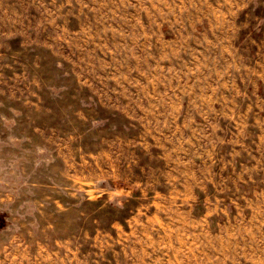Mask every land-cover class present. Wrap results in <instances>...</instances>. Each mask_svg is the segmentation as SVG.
Masks as SVG:
<instances>
[{"label": "rangeland", "instance_id": "1", "mask_svg": "<svg viewBox=\"0 0 264 264\" xmlns=\"http://www.w3.org/2000/svg\"><path fill=\"white\" fill-rule=\"evenodd\" d=\"M238 1L0 0V264L235 261L264 219L192 235L184 187L235 165L264 216V0Z\"/></svg>", "mask_w": 264, "mask_h": 264}, {"label": "crops", "instance_id": "2", "mask_svg": "<svg viewBox=\"0 0 264 264\" xmlns=\"http://www.w3.org/2000/svg\"><path fill=\"white\" fill-rule=\"evenodd\" d=\"M254 5L259 2V0H251ZM236 6L240 8L244 7L242 4V0L235 3ZM242 10V9H238ZM238 12V11H237ZM222 27H226L225 20L221 22ZM196 139H202L200 137H196V133H192V137L190 139L192 143V147L200 144ZM209 136L208 140L205 142L203 140V145L209 146ZM199 167V166H197ZM232 169V175H225L220 180L215 181L213 184L208 180L210 170H208V174L204 176L203 179L199 180L197 176H193L192 180L187 181V185H185V190L189 194H192L197 199L202 200L204 203V211L202 214L196 215L198 220L197 224L194 222L191 223L194 225L193 229L188 228V233L197 236H204L207 240L214 241V239L222 237L224 235H241L244 230L249 229L246 226L244 228V219L249 218L251 220H260L264 219L262 208H260L259 204L257 208L255 207V202L252 197L247 193V191L242 192L241 183L243 180H239L240 177L237 173L234 177V169L235 165L230 166ZM246 182V181H244ZM249 183V181H247ZM216 184V185H214ZM250 184V183H249ZM193 185V186H192ZM197 187V188H194ZM212 187L222 188L223 194H215L211 191ZM199 188V189H198ZM181 190V187L178 188ZM180 191H175L178 195ZM201 194V195H200ZM220 201V202H219ZM187 202V201H186ZM190 203V201L188 202ZM199 213V212H198ZM250 213V216L248 215ZM191 212L188 211V219H194V216L191 217ZM190 224V225H191ZM197 225V227H195ZM218 227V229H217ZM216 229L218 230V234H216ZM249 234L252 236L250 243H229L226 246L232 247L234 252V260L232 263H226L224 261L215 260V264H264V227L263 229H249ZM235 240L237 238L235 237ZM238 241V240H237ZM224 245L223 241L220 242L219 245H216V249L219 250L220 253L225 254L227 251H231V248L222 246ZM208 250L212 248L210 246H205ZM204 250V249H203ZM243 252L245 255H240ZM222 256V255H221ZM241 260L239 261V258ZM198 263H193L187 261V264H210L212 263L211 259H206V257L200 259ZM222 260L224 257L222 256Z\"/></svg>", "mask_w": 264, "mask_h": 264}]
</instances>
